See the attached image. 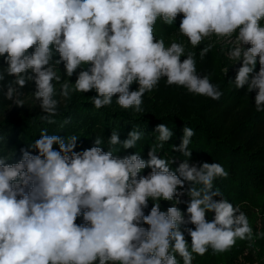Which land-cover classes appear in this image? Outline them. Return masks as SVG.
Wrapping results in <instances>:
<instances>
[{"label": "clouds", "instance_id": "1", "mask_svg": "<svg viewBox=\"0 0 264 264\" xmlns=\"http://www.w3.org/2000/svg\"><path fill=\"white\" fill-rule=\"evenodd\" d=\"M178 16L177 35L191 49L209 41L200 60L215 41L229 45L228 59L240 65L229 82L255 92V111L264 113V0H0V92L21 107L22 89L31 84L48 124L74 95L93 91L96 110L115 100L135 117L161 79L218 100L220 86L198 74L196 53L156 36L158 22L176 26ZM182 131L173 151L190 159L195 132ZM153 134L148 159L137 151L120 155L144 137L137 128L123 140L115 129L107 140L96 135L80 151L77 134L43 128L19 159L16 150L0 154V264H193L209 250L223 254L237 240H252L248 216L215 187L227 178L225 168L186 159L173 170L175 161L158 155L172 129L160 123ZM185 195L190 199L182 201ZM161 201L171 206L161 210Z\"/></svg>", "mask_w": 264, "mask_h": 264}, {"label": "trees", "instance_id": "2", "mask_svg": "<svg viewBox=\"0 0 264 264\" xmlns=\"http://www.w3.org/2000/svg\"><path fill=\"white\" fill-rule=\"evenodd\" d=\"M181 19L182 16H178L176 26L171 27L158 22L156 30L158 26L164 27L167 32L175 34ZM196 61L198 74L209 75L211 82L220 86L223 95L218 100L190 94L183 87L167 86L165 80L161 79L153 92L145 94L142 105L144 112L135 117L131 109H119L115 100L111 108L96 110L90 102V96L96 94L93 91L74 95L66 109L61 105L60 115L54 117L57 123L48 124L40 119L42 113L39 102L35 104L31 99L33 86L24 88L22 99L26 103L21 107L12 105L0 92V135L5 138L0 143V154L8 155L16 150L14 159H19V150L33 143L43 128H47L50 134L80 136L77 151L91 147L96 135L104 136L107 140L111 129L119 131L123 140L128 132L137 128L145 133L144 137L135 149L121 152L120 155L137 151L141 152L144 159H148L150 146L157 142L153 131L156 125L164 123L174 134L158 150V155L169 161L173 159L175 162L171 167L175 170L179 163L189 158L173 151V145L180 144L183 128L190 127L195 135L189 145L192 150L189 163L199 166L203 162H217L225 168L227 178H217L215 187L221 190L224 198L248 216L253 228L252 240H237L236 245L223 254L213 255L209 250L202 257L196 256L193 264H264V113L255 111V92L238 90L229 82L235 79L239 64L228 63L229 70L225 74L224 71L216 73L217 64L208 57L200 60L196 55ZM222 61L228 62L226 59ZM75 79V75L70 78L73 83ZM136 87L137 85H132L133 90ZM69 117L71 123L61 130L59 123ZM149 171L150 169H145L143 174L146 175ZM180 199L187 201L190 198L185 195ZM214 199L218 200L220 197ZM169 206V202L161 201V210H166ZM178 207L186 211L187 204L181 203ZM150 208L151 202L149 209L145 210L146 214ZM213 215L208 213L207 219L210 221ZM185 238L191 242L187 233Z\"/></svg>", "mask_w": 264, "mask_h": 264}, {"label": "rangeland", "instance_id": "3", "mask_svg": "<svg viewBox=\"0 0 264 264\" xmlns=\"http://www.w3.org/2000/svg\"><path fill=\"white\" fill-rule=\"evenodd\" d=\"M156 36L158 39L163 38L165 40L166 45L170 44L173 38H175L177 40V42L184 43L187 45V40L185 38L178 36L177 33L173 34L172 32H167L164 27L158 26V28L156 30ZM213 41H215V38H213ZM208 42L209 41H205L204 44H201L196 49H191V46L187 45V49L194 51L196 53V55L199 56L200 49L202 47H204L205 44H207ZM228 47H229V45L226 42L215 41V47L213 48L212 51H210V53H208L206 55V57H208L210 60H212L213 62H215L217 64L216 73L223 71V69L227 68L228 63L231 64V62H232L228 59L227 54H226ZM182 59H183V57H182ZM223 59L228 60V62L222 61ZM2 63H3V60L0 58V64H2ZM29 85H31V84H29ZM22 91L24 92V89H22Z\"/></svg>", "mask_w": 264, "mask_h": 264}]
</instances>
